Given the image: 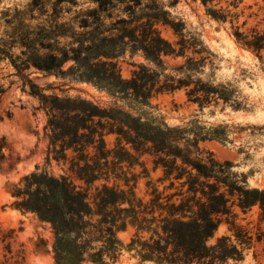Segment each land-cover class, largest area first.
<instances>
[{
  "label": "trees",
  "instance_id": "1",
  "mask_svg": "<svg viewBox=\"0 0 264 264\" xmlns=\"http://www.w3.org/2000/svg\"><path fill=\"white\" fill-rule=\"evenodd\" d=\"M89 1L95 6L73 11L70 21L28 34L21 54L11 57L17 75L37 98L35 109L44 116L46 144L44 163L26 175L13 194L17 206L51 224L55 264H118L124 247L117 232L136 213V205L135 199L108 180L122 173L118 172L122 162L133 164V149L151 156L155 167L162 168L163 179L169 180V188L177 189L168 199L176 197L168 215L139 224L132 243L140 246V264H243L247 247H239L228 236L215 243L209 240L220 216L234 205L244 210L256 203L264 207V190L247 188L229 161L219 162L201 148L200 133L170 125L146 110L163 89H185L189 100L201 107L219 100L241 107L234 89L215 83L206 73L215 53L195 37H182L177 52L155 30L154 21L163 18L177 31L184 29V23L168 19L158 0ZM200 1L210 17L225 22L228 16L237 19L229 6L237 7L243 0H226L229 4L218 8L220 0ZM242 27L235 25L236 41L257 54L264 51V30L248 33ZM189 49L198 56L186 57L158 85L165 71L164 58L182 56ZM128 53L142 56L156 68L134 63L132 75L124 78L119 58ZM30 68L92 83L107 92L111 103L101 105L79 95L69 96L62 85L40 87L26 73ZM107 135L116 136L114 149L108 148ZM53 162L68 163L86 187L76 184L65 171L55 172ZM98 181L103 183L98 185Z\"/></svg>",
  "mask_w": 264,
  "mask_h": 264
},
{
  "label": "rangeland",
  "instance_id": "2",
  "mask_svg": "<svg viewBox=\"0 0 264 264\" xmlns=\"http://www.w3.org/2000/svg\"><path fill=\"white\" fill-rule=\"evenodd\" d=\"M158 1L168 12V19L184 23V29L177 31L163 18L157 19L154 28L158 34L174 45L177 52L182 37H195L207 45L216 56L213 66L206 65V73L211 74L210 78L215 83L228 84L234 89V95L243 105L236 108L232 103L219 100L218 104L201 107L189 100L185 89H163L154 95L146 110L151 115L164 118L170 125L200 133L203 137L199 141L201 148L211 152L219 162L229 161L233 165L232 171L238 175L237 179L246 181L247 188L264 190V51L257 54L243 47L233 35L235 25H243V31L248 33L264 30V1L243 0L237 7L230 5V12L237 13L238 17L232 19L228 16L225 22L210 17L200 0ZM228 4L226 0H220L216 7ZM94 6L89 0H78L77 3L0 0V264H55L51 224L34 213H23L13 195L25 176L44 163L46 144L43 138L44 116L35 109L37 98L29 93V86L17 75L11 57L21 54L22 41L28 34L41 27L68 22L75 15L73 11ZM191 55L198 56L189 49L182 56L165 57V71L158 85L174 67ZM134 63L156 68L142 56L128 53L119 58L124 78L132 75L136 68ZM70 64L68 62L64 69ZM26 73L40 87L62 85L61 89L69 96L79 95L101 105L111 103L107 92L92 83L35 68L27 69ZM55 91L62 93L59 89ZM106 141L109 149L117 145L115 135H107ZM130 154L133 164L122 162L118 166V172L122 173L108 180L109 185L135 199L136 205V213L131 214L125 221V227L117 232L124 247L118 264H140V246L132 243L139 224L143 219H160L168 215L170 202L176 200L173 197L168 201L177 189L169 188V180L163 179V170L155 167L153 158L133 149H130ZM69 167L68 163H52L55 172L65 171L76 184L86 187ZM102 183L96 182L98 185ZM90 195L92 198L95 195L93 188ZM141 235L147 236L148 233ZM223 236L230 237L239 247H247L243 264H264V207L256 203L244 210L234 205L229 213L220 216L209 242L215 243Z\"/></svg>",
  "mask_w": 264,
  "mask_h": 264
}]
</instances>
